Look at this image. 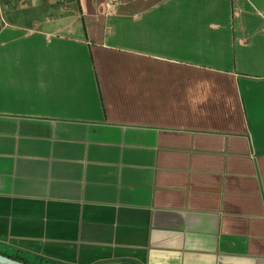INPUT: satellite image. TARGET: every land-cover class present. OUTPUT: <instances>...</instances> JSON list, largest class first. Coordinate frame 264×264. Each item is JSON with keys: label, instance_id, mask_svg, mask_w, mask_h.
Returning a JSON list of instances; mask_svg holds the SVG:
<instances>
[{"label": "crops", "instance_id": "obj_1", "mask_svg": "<svg viewBox=\"0 0 264 264\" xmlns=\"http://www.w3.org/2000/svg\"><path fill=\"white\" fill-rule=\"evenodd\" d=\"M0 252L264 264V0L0 3Z\"/></svg>", "mask_w": 264, "mask_h": 264}, {"label": "trees", "instance_id": "obj_2", "mask_svg": "<svg viewBox=\"0 0 264 264\" xmlns=\"http://www.w3.org/2000/svg\"><path fill=\"white\" fill-rule=\"evenodd\" d=\"M0 253L7 255V256H10L16 260L22 261V262L27 263V264H56V263H52V262L45 261V260L30 261L23 254H20V253H15V254H6V253H2V252H0Z\"/></svg>", "mask_w": 264, "mask_h": 264}, {"label": "water", "instance_id": "obj_3", "mask_svg": "<svg viewBox=\"0 0 264 264\" xmlns=\"http://www.w3.org/2000/svg\"><path fill=\"white\" fill-rule=\"evenodd\" d=\"M0 264H27L22 261L16 260L10 256L0 253Z\"/></svg>", "mask_w": 264, "mask_h": 264}, {"label": "rangeland", "instance_id": "obj_4", "mask_svg": "<svg viewBox=\"0 0 264 264\" xmlns=\"http://www.w3.org/2000/svg\"><path fill=\"white\" fill-rule=\"evenodd\" d=\"M27 1L29 0H0V3L12 7V6L23 5Z\"/></svg>", "mask_w": 264, "mask_h": 264}]
</instances>
